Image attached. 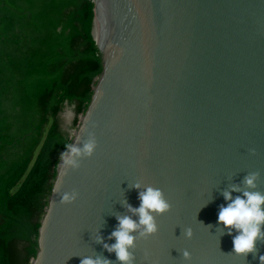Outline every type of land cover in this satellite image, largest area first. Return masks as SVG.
<instances>
[{"label": "water", "instance_id": "obj_1", "mask_svg": "<svg viewBox=\"0 0 264 264\" xmlns=\"http://www.w3.org/2000/svg\"><path fill=\"white\" fill-rule=\"evenodd\" d=\"M97 2V40L90 34L102 71L71 138L93 133L97 148L62 182L59 161L30 264L115 261L95 237L115 242L107 237L124 200L139 207L136 182L160 188L172 207L157 234L137 240L135 264H264V243L238 256L217 223L230 184L259 172L264 192V0ZM73 189L77 200L61 204Z\"/></svg>", "mask_w": 264, "mask_h": 264}, {"label": "trees", "instance_id": "obj_2", "mask_svg": "<svg viewBox=\"0 0 264 264\" xmlns=\"http://www.w3.org/2000/svg\"><path fill=\"white\" fill-rule=\"evenodd\" d=\"M93 0H0V264H30L59 154L102 71Z\"/></svg>", "mask_w": 264, "mask_h": 264}, {"label": "clouds", "instance_id": "obj_3", "mask_svg": "<svg viewBox=\"0 0 264 264\" xmlns=\"http://www.w3.org/2000/svg\"><path fill=\"white\" fill-rule=\"evenodd\" d=\"M97 148V141L93 133H89L86 140L77 137L75 143L65 145V150L59 154L60 176L68 174L69 169L78 170L80 161L91 158ZM255 154V149L250 150ZM260 179L259 172H249L239 183H232L221 191L226 206H219L217 223L228 235L232 236V253L238 256L247 257L248 254L258 252L257 244L264 243V192L258 190L257 181ZM138 192L140 201L139 207H133L124 200L122 207L125 212L116 215L117 225L107 237V240H115L114 243H107L105 237L99 233L95 237V243L102 245L108 253L115 254V261L103 256L102 253L95 256H84L80 264H135L138 239H147L158 232L156 218L171 211V204L165 198L164 192L151 185H143L136 182L131 186ZM59 191V183L54 192ZM233 193H238L233 196ZM79 196L73 189L60 194L61 204H72ZM202 223V222H201ZM211 226V225H208ZM236 233L233 235V233ZM186 238L191 239L193 231L189 227L184 230ZM145 253V257H147ZM185 260H191V253L188 250L182 252ZM264 260V255L259 257Z\"/></svg>", "mask_w": 264, "mask_h": 264}, {"label": "rangeland", "instance_id": "obj_4", "mask_svg": "<svg viewBox=\"0 0 264 264\" xmlns=\"http://www.w3.org/2000/svg\"><path fill=\"white\" fill-rule=\"evenodd\" d=\"M82 114H77L74 105L65 104L61 111L58 114V120L61 128H63L69 138H72L75 134L77 127L79 125V119L81 118ZM31 261V260H30Z\"/></svg>", "mask_w": 264, "mask_h": 264}, {"label": "bare ground", "instance_id": "obj_5", "mask_svg": "<svg viewBox=\"0 0 264 264\" xmlns=\"http://www.w3.org/2000/svg\"><path fill=\"white\" fill-rule=\"evenodd\" d=\"M100 13H101V7L98 4L97 0H95V14H94L93 23H92V33H93V36L95 37L96 40H97V38H96L94 30L96 28Z\"/></svg>", "mask_w": 264, "mask_h": 264}]
</instances>
